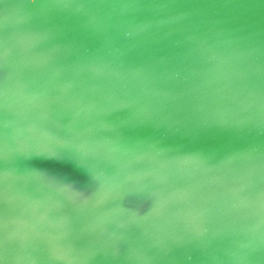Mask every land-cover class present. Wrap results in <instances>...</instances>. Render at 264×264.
I'll use <instances>...</instances> for the list:
<instances>
[{
  "label": "water",
  "instance_id": "95a60500",
  "mask_svg": "<svg viewBox=\"0 0 264 264\" xmlns=\"http://www.w3.org/2000/svg\"><path fill=\"white\" fill-rule=\"evenodd\" d=\"M0 264H264V0H0Z\"/></svg>",
  "mask_w": 264,
  "mask_h": 264
}]
</instances>
